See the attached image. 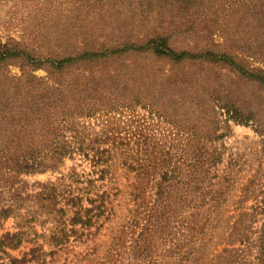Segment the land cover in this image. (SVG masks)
Segmentation results:
<instances>
[{
  "label": "trees",
  "instance_id": "16d2710c",
  "mask_svg": "<svg viewBox=\"0 0 264 264\" xmlns=\"http://www.w3.org/2000/svg\"><path fill=\"white\" fill-rule=\"evenodd\" d=\"M4 5L27 9L26 28L48 21L61 29L125 0H0V11ZM235 8L239 45L221 53L214 42L193 52L165 35L150 40L147 48L174 65L187 58L214 65L213 76L175 74L179 93L160 92L155 101L129 88L136 76L122 74L127 61L122 53L109 56L103 42L86 51L88 61L57 40L45 60L37 46L25 52L0 40V77L9 60L24 65L20 78L0 84V264H264V221L255 227L258 214L264 219V191L252 210L241 205L229 214L231 175L219 171L230 121L251 122L264 145V66L247 59L264 65V0H222L217 14ZM42 66L47 77L34 74ZM164 98L173 114L189 112L183 123L162 106ZM138 106L148 115L139 116ZM124 109L127 125L109 123ZM100 112L109 120L87 132L80 118ZM80 154L92 168L86 177L75 167L56 181L26 177ZM10 218L13 230L5 229ZM27 243L22 256L13 254Z\"/></svg>",
  "mask_w": 264,
  "mask_h": 264
},
{
  "label": "rangeland",
  "instance_id": "374dc122",
  "mask_svg": "<svg viewBox=\"0 0 264 264\" xmlns=\"http://www.w3.org/2000/svg\"><path fill=\"white\" fill-rule=\"evenodd\" d=\"M222 0H125L124 6H119L118 10L106 8L101 11H92L86 14H79L77 26L59 28L53 23L45 21L40 25H30L26 28L27 9L19 7H4L0 11L3 24L0 25V40L2 43L19 44L17 48L32 52L34 47H39L43 55L42 59L50 53L54 41H61L69 47L75 55H83L88 61L91 54L86 51L93 50L97 46L104 45V51L109 56L122 53L124 60L127 61V75H134L137 84L130 86V89L149 93L151 97L148 101H155L160 92L178 94L179 86L174 88L176 75H187V79H194L202 71L204 76H213L214 65L205 60H194L187 58L178 62L176 65L155 55L153 50L147 46L151 39H160V34L166 36L167 43L178 49L199 52L213 45V48L221 53L225 48L239 45L238 38L234 37L235 29L241 14L233 15L218 13L219 5ZM233 11L229 10L227 13ZM54 13H47V19H52ZM76 14L73 16L75 17ZM79 26V28H78ZM189 28V29H188ZM188 29L187 32L183 30ZM214 29L213 34L211 30ZM39 45V46H38ZM219 45V46H217ZM57 53V52H56ZM41 54V55H42ZM114 57V56H113ZM248 61L256 66H264L254 56H247ZM111 59L106 61L109 64ZM173 71L170 72L169 69ZM24 65L20 59L9 60L3 69L0 77V84L8 85L5 78L17 80L23 74ZM213 70V71H212ZM211 72V74H210ZM34 74L47 77L49 71L43 66L36 68ZM116 76L114 73H110ZM111 75H108L111 77ZM116 83V79H111ZM15 82L13 85H16ZM117 85V83H116ZM123 88V87H122ZM130 94H135L131 92ZM264 97V93L262 94ZM161 102L165 109H169V114L185 121V112L180 111L179 115L173 114L168 108L167 99ZM250 103L247 102V106ZM139 116L148 115L147 109L141 106L136 107ZM123 111V112H122ZM120 113L113 112L110 115V122L113 126L123 128L127 125L126 120L130 116L127 110H119ZM105 113H97L93 117L80 118V124L87 132L102 129L105 121L110 117ZM116 116L113 118V116ZM191 120H196L192 118ZM198 120V119H197ZM196 120V121H197ZM194 121L193 123H195ZM167 126L168 124H160ZM224 145V158L219 165L220 173L231 175L232 187L228 194L227 204L231 212H237L236 208L246 207L252 210V206L261 201L264 191V145L263 136L255 131V126L249 124L230 121V129L227 135L219 142ZM72 167L84 174H90L92 168L88 160L81 154L76 155L75 159L67 158L58 170H48L44 173H36L26 176L31 183L35 181H56L62 174H68ZM118 171L121 173L118 182L122 185L127 182L125 170L120 166ZM101 182H99L100 184ZM264 221L263 216L258 214L255 227L260 228ZM14 218H10L5 229L13 230ZM42 231V226H38ZM2 232L0 231V234ZM32 244H24L20 249L13 251V254L22 256L28 251ZM47 249L48 246H46ZM77 249H83L81 245Z\"/></svg>",
  "mask_w": 264,
  "mask_h": 264
}]
</instances>
